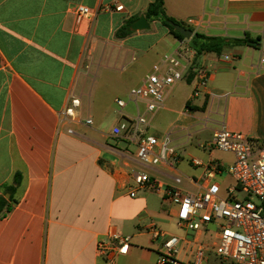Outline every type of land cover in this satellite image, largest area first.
<instances>
[{"label":"crops","instance_id":"0c3cea01","mask_svg":"<svg viewBox=\"0 0 264 264\" xmlns=\"http://www.w3.org/2000/svg\"><path fill=\"white\" fill-rule=\"evenodd\" d=\"M154 2L0 0V198H11L8 188L21 176L9 202L13 209L0 218V264H104L96 244L111 228L131 239L128 254L116 264H157L161 241L149 227L175 219L176 208L151 190L130 197L132 173L169 184L179 175L181 187L191 190L190 179L202 173L191 158L233 161V156L214 158L215 152L201 147L206 142L194 149L191 141L201 131L209 130L212 139L224 127L264 144V49L248 46L199 57L209 73L199 97H193V75L168 91L164 108L150 119L152 125L157 118L175 117L173 126L155 132L160 140L172 133L168 145L175 156L168 155L167 163L141 164L136 143L112 135L122 120L115 100L127 98L177 47L178 40L158 21H148L150 30L116 38L127 21L145 15ZM163 2L166 14L194 34L249 35L264 42V0ZM79 5L96 16L77 25ZM134 63L145 68H129ZM72 96L81 99L79 122L61 124ZM129 106L124 113L130 114ZM89 116L93 125L81 123ZM213 116L223 120L209 127ZM106 121L111 128L100 129Z\"/></svg>","mask_w":264,"mask_h":264},{"label":"built area","instance_id":"2783aa9c","mask_svg":"<svg viewBox=\"0 0 264 264\" xmlns=\"http://www.w3.org/2000/svg\"><path fill=\"white\" fill-rule=\"evenodd\" d=\"M121 10L122 6L116 7V11ZM96 14L95 10L83 5L74 9L77 25L90 22ZM192 75L197 79L193 93L197 98L208 87L209 73L185 39L178 41L174 50L165 53L152 66L141 84L129 91L127 98L115 100L122 120L113 128L112 135L135 142L136 158L141 164L159 166L167 163L168 155L175 156L174 149L168 145L172 133L166 134L163 140L150 134V119L164 108L168 91ZM128 105L132 114L123 112ZM81 106V99L72 96L60 118L61 124L79 122L77 114ZM208 122L206 119L205 125ZM81 123L91 126L93 120L89 116ZM68 133L74 134L73 129L69 128ZM209 147L231 154L233 161L226 164L215 159L203 162L191 158V165L202 169L199 178L190 179L194 191L181 187L183 178L179 175L169 184L143 172L132 173L135 187L128 190L130 197H136L139 190L155 192L163 202L176 208L177 226L196 233L190 241L186 236L170 234L153 223L148 231L154 240L161 241L157 264H208L209 253L224 263L264 264V144L220 127L214 132ZM224 173L236 182L235 186L226 188L225 197L221 196V186L215 181ZM203 229L214 235L212 246L200 242ZM130 246V237L111 228L97 241L96 250L104 264H116L119 256L128 254ZM180 254L187 259H181Z\"/></svg>","mask_w":264,"mask_h":264},{"label":"trees","instance_id":"16d2710c","mask_svg":"<svg viewBox=\"0 0 264 264\" xmlns=\"http://www.w3.org/2000/svg\"><path fill=\"white\" fill-rule=\"evenodd\" d=\"M145 15L150 23H152L153 21H158L162 26L167 28L170 35H172L174 39L178 41L185 40V38L179 32H177L172 26H170V22L179 24L181 26L184 25L180 24L175 19L169 17L166 14L163 0H155V2L147 10ZM136 20H138V17L132 18L131 20L127 21L126 24L116 32V38L123 39L133 34L131 25ZM260 43V38H251L249 35H246L241 39H226L221 37H209L200 33H195L192 39L189 41L190 47L196 52L198 57L207 53H213L220 56L222 55L226 47L248 46L257 49V45ZM186 106L189 107V103ZM20 179L21 176L16 175L14 178V184L16 186H10L8 188V192L11 194V198L9 200L0 198V218L5 217L6 214L12 211L13 206L9 202L13 199V194L16 191V187L20 184Z\"/></svg>","mask_w":264,"mask_h":264},{"label":"rangeland","instance_id":"374dc122","mask_svg":"<svg viewBox=\"0 0 264 264\" xmlns=\"http://www.w3.org/2000/svg\"><path fill=\"white\" fill-rule=\"evenodd\" d=\"M172 41H173V39H172ZM261 43L264 44V42H261ZM105 63H106V61H105ZM109 68H113V65L110 64ZM115 68H119V67H115ZM129 68H145V67H143V66L141 67V66H139L138 63H134ZM127 112L130 113V114L133 113L131 106H129ZM220 115H222V114L220 113ZM166 117H167V119H161V118L155 119L153 121L151 127H150L151 129L149 130V133L150 134H154L157 138H159V135H157L155 133L157 130L158 131H164V129H166L167 127L173 126L172 123H174L173 121H174L175 117H172L171 115L166 116ZM211 119H212V121H211V125H209V127L215 126L216 123L214 121L217 122V121L223 120V119H221L218 116H213V117H211ZM110 128H111V123L109 121H106L100 127V129H102V130L103 129L107 130V129H110ZM211 135L212 134H211V132L209 130L201 131L200 134L198 135V137H194L192 139V141H191L194 149H196V147L200 143L206 142L205 144L207 146L206 147L207 151L211 150L210 147H209V144H210V142L212 140L211 139ZM247 137H249V136H247ZM211 151L215 152L213 154L214 158H221V159H224V160H231L232 159V155L220 153V152H218L216 150H211ZM215 181L221 186V196H223V197L226 196V193H227L226 188L229 187V186H235V184H236L235 180L231 176H229L227 173H224L223 176H219ZM188 188L191 189V191H194V188H192L191 186H189ZM238 197L241 198L242 195L240 194ZM155 202L159 205L160 201H158V199H157V201H155ZM147 221H148L147 223H150V221H151L150 218H147ZM161 223L162 224H161L160 228L162 230L170 233V234L177 235V236H186L187 239L190 240V241H193V239L196 237V233L195 232H192V231L187 232L185 229L179 228L177 226V222H176V220L174 218L171 219L170 222L165 220V221H162ZM200 242L205 244V245H207V246H212V244L215 242L214 235L211 234L208 230L203 229L202 235L200 237ZM208 257L210 258V261L208 262V264H229V263H224L221 260H219L217 257H215V254H213V253H209ZM180 258L181 259H187V256H185L184 254H180Z\"/></svg>","mask_w":264,"mask_h":264},{"label":"water","instance_id":"95a60500","mask_svg":"<svg viewBox=\"0 0 264 264\" xmlns=\"http://www.w3.org/2000/svg\"><path fill=\"white\" fill-rule=\"evenodd\" d=\"M170 26H172L177 32H179L186 40L190 41L192 37L194 36V33L192 30L181 26L179 24L170 22ZM131 30L133 32L136 31H146L150 30V24L146 18L145 15H141L138 20H136L132 25H131ZM258 48L264 49V44L260 43L257 45Z\"/></svg>","mask_w":264,"mask_h":264}]
</instances>
